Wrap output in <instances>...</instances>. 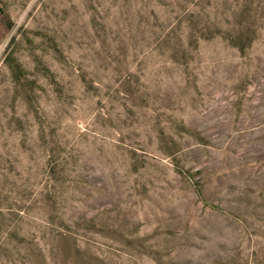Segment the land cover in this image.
Masks as SVG:
<instances>
[{"label":"rangeland","instance_id":"374dc122","mask_svg":"<svg viewBox=\"0 0 264 264\" xmlns=\"http://www.w3.org/2000/svg\"><path fill=\"white\" fill-rule=\"evenodd\" d=\"M0 264H264V0H0Z\"/></svg>","mask_w":264,"mask_h":264}]
</instances>
